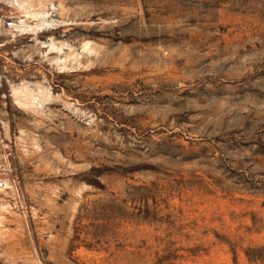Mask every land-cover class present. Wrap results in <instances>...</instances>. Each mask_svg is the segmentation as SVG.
I'll use <instances>...</instances> for the list:
<instances>
[{"label": "rangeland", "instance_id": "374dc122", "mask_svg": "<svg viewBox=\"0 0 264 264\" xmlns=\"http://www.w3.org/2000/svg\"><path fill=\"white\" fill-rule=\"evenodd\" d=\"M0 16V264H264V0Z\"/></svg>", "mask_w": 264, "mask_h": 264}, {"label": "built area", "instance_id": "2783aa9c", "mask_svg": "<svg viewBox=\"0 0 264 264\" xmlns=\"http://www.w3.org/2000/svg\"><path fill=\"white\" fill-rule=\"evenodd\" d=\"M0 29L15 31L13 22L5 16H0ZM0 142L2 143V141ZM0 155H4L5 158L9 155L5 147L0 148ZM18 190V180L11 176L9 165H6L5 159L0 160V191H9L12 194L18 195Z\"/></svg>", "mask_w": 264, "mask_h": 264}]
</instances>
